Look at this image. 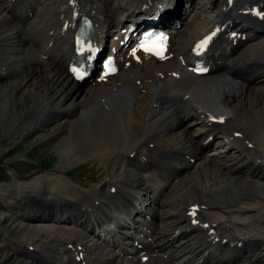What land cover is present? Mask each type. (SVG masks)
I'll return each mask as SVG.
<instances>
[{
    "label": "bare ground",
    "instance_id": "obj_1",
    "mask_svg": "<svg viewBox=\"0 0 264 264\" xmlns=\"http://www.w3.org/2000/svg\"><path fill=\"white\" fill-rule=\"evenodd\" d=\"M191 2L0 0V155L57 121L55 129L39 135L56 143V170L73 161L120 157L108 168L110 174L94 165L91 182L111 177L91 193L55 175L37 177L27 183L34 188L13 192L4 208H17L15 219L34 224L29 228L39 239L32 247L26 243L32 237L10 241L6 260L14 254L26 264H264V211H259L264 207V125L251 122H264V87L251 96L245 87L264 77V0ZM82 15L92 20L95 47L109 46L113 55L119 51L117 71L89 83L74 79L68 67ZM148 16H157L170 34L163 61L138 48L122 51L131 18L140 27V18ZM209 35L211 70L196 75L188 61ZM81 87L84 97L74 101ZM190 117L198 118L192 123L195 134L186 136L187 127L164 137ZM217 134L235 142L239 156L253 161L254 169L244 172L211 158L169 191L170 180L191 168ZM197 177L208 181L200 186ZM159 178L164 182L150 202L162 213L133 214L132 200L119 185L143 196L147 183ZM40 183L44 186L36 187ZM110 209L125 213L115 221L121 230L110 228L87 247L85 234L98 232L111 218ZM157 220L163 225L157 227ZM137 223L145 228L146 240L129 233ZM42 234L48 238L40 242ZM38 243L42 251L35 249Z\"/></svg>",
    "mask_w": 264,
    "mask_h": 264
},
{
    "label": "rangeland",
    "instance_id": "obj_2",
    "mask_svg": "<svg viewBox=\"0 0 264 264\" xmlns=\"http://www.w3.org/2000/svg\"><path fill=\"white\" fill-rule=\"evenodd\" d=\"M198 0H192L191 4H195V2ZM40 18V17H39ZM38 18V19H39ZM118 75V74H117ZM116 75V76H117ZM119 77V76H118ZM259 78V77H257ZM254 81V84L249 86H245L246 91H250L249 96L253 95V89L257 87H264V77L259 78ZM119 79V78H118ZM8 81H11L8 80ZM91 82V81H89ZM87 82V83H89ZM137 83H140V81H137ZM261 84V85H260ZM257 85V86H256ZM81 91L73 97L74 101H78L84 97L85 94V88L81 87ZM251 94V95H250ZM245 94L242 96L244 98ZM70 96L69 98H71ZM241 99V98H240ZM70 100L68 99L65 101L62 106H65ZM236 101H232V104H235ZM264 104V102H262ZM102 105V104H101ZM245 115L247 111L243 112ZM195 118V119H194ZM49 119V118H48ZM48 119L46 121H48ZM194 120H198L197 117H190L185 120L183 123L178 125L175 129L168 130L164 133V137L166 136H173L177 135L179 131L187 129V127H190L186 131V136H190L191 134H195L196 127L192 126V123ZM257 119H252L253 126L261 127L264 125V122H256ZM58 126L57 121L51 122L44 130L41 132L39 131L38 135H33L19 139L17 143H13L12 145H9L3 152V154L0 155V264H26L23 258H18L17 255H12L9 259L6 260L7 253H8V243L10 241L19 240L21 241L23 237L26 238H34L33 240H27L26 243L28 245L34 244V240L39 239L38 237H33L31 230L29 227H31L34 224H31L28 222H25L20 217L19 219H15L17 216L16 213H19L17 208L12 209V211H6L4 208L5 204L13 201V198L11 195L17 194V192H21L22 190L28 189V188H34L27 186V183H33L34 179L37 177H45L46 179H54L58 176L60 179H62L64 182L71 184L73 188L84 190L86 192L91 193L94 189H98L101 185H103L106 181L109 182L108 177H104L100 180L99 183L97 182H91L89 180V175L91 173V170L95 167L96 170L99 173L106 174L109 173L108 168L113 163V161H120V157L118 155L115 156H107L104 158H97L93 160H87L83 162H77L73 161L71 164H69L68 167H66L65 170L58 171L56 170V164L58 163V156L56 151V143L52 141L53 139H40L41 137L39 135H45L46 133H49V131L55 129ZM192 126V127H191ZM197 127L199 125H196ZM4 136L3 129L0 126V141L1 138ZM177 137V136H176ZM225 134H217L214 136L208 146L203 147L200 149V155L195 160L194 165L189 168L187 171H182L183 173L177 176L176 178H173V181L170 180L172 183L169 186V191L177 186L179 182L182 181H188L189 177L193 174H195V171H197V168L206 160L211 158H217L220 157L222 159H225L227 163H229L232 167L237 169H242L244 172L251 171L254 169V163L251 160H247L248 157L244 158L239 156L238 150L236 149V143L230 142L228 139L226 140ZM235 147V148H231ZM238 156V157H237ZM245 156V155H244ZM119 157V158H118ZM248 163V164H247ZM95 165V166H94ZM189 165V164H188ZM121 168H124L123 165H121ZM253 168V169H252ZM101 169V170H100ZM67 174V176L65 175ZM195 177V176H194ZM196 178V177H195ZM200 186H204L207 181H204V178L202 180L195 179ZM164 182V180H156L148 182L147 185H150V188L147 190L146 195L141 196V194L134 188H131V186L126 184H120V188L124 190V192L130 196L134 204L139 209L142 210H152L153 212L162 213L161 208L153 207L154 205L151 204V200L154 196L157 195V192L161 186V183ZM203 182V183H202ZM183 183V182H182ZM41 184V185H40ZM36 187H43L44 183H40ZM37 190H41L38 188H35ZM168 192V196H169ZM171 195V194H170ZM165 199V198H164ZM168 209V208H167ZM164 210V209H163ZM260 212L264 211V207L259 210ZM14 217V218H13ZM255 217V216H254ZM244 218V217H243ZM14 219V220H13ZM155 225L157 227H160L163 225L160 220H157L155 222ZM159 225V226H158ZM262 225V224H261ZM103 228H109L106 224L102 225L99 229V231H103ZM263 231L259 230L261 232L260 235L264 234V224L262 225ZM257 229V228H256ZM258 230V229H257ZM105 232V231H104ZM101 233V232H99ZM32 235V236H31ZM32 237V238H31ZM46 238L45 234L41 235V241H44ZM95 237H93L91 234H87V237L84 238V243L87 245V247H90L92 243L94 242ZM23 242V241H21ZM33 242V243H31ZM38 243V245L35 247L36 250L42 251V246ZM32 247V245H31ZM41 247V248H40Z\"/></svg>",
    "mask_w": 264,
    "mask_h": 264
},
{
    "label": "snow or ice",
    "instance_id": "obj_3",
    "mask_svg": "<svg viewBox=\"0 0 264 264\" xmlns=\"http://www.w3.org/2000/svg\"><path fill=\"white\" fill-rule=\"evenodd\" d=\"M162 39V36H157L155 38H150L148 41V44L150 46H146L144 43L140 45V47L144 48L146 51H153L157 47V42ZM210 39V37H206L204 41L200 42L201 45L206 44L207 40ZM199 47V45H198ZM135 53V50H133V54ZM157 55H159V52H156Z\"/></svg>",
    "mask_w": 264,
    "mask_h": 264
}]
</instances>
